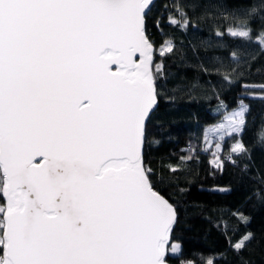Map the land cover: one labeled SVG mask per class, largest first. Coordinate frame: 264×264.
Returning <instances> with one entry per match:
<instances>
[{"label":"snow or ice","instance_id":"1","mask_svg":"<svg viewBox=\"0 0 264 264\" xmlns=\"http://www.w3.org/2000/svg\"><path fill=\"white\" fill-rule=\"evenodd\" d=\"M152 2L0 0V264H167L179 248L175 209L143 157L163 71ZM180 17L170 23L186 26ZM229 32L251 39L246 20ZM246 111L232 114L229 136ZM244 152L237 141L229 155Z\"/></svg>","mask_w":264,"mask_h":264},{"label":"trees","instance_id":"2","mask_svg":"<svg viewBox=\"0 0 264 264\" xmlns=\"http://www.w3.org/2000/svg\"><path fill=\"white\" fill-rule=\"evenodd\" d=\"M255 10V11H253ZM188 21L179 27L170 23ZM246 20L251 39L226 31ZM163 65L157 105L146 125L145 166L155 189L173 205L168 264H264V0H154L146 20ZM164 41L174 45L160 56ZM251 93H258L253 95ZM241 99L246 124L234 134L246 147L221 152V166L203 149V126L217 121ZM229 158L226 159L225 156ZM176 168V171H172ZM251 234L239 251L232 245Z\"/></svg>","mask_w":264,"mask_h":264},{"label":"rangeland","instance_id":"3","mask_svg":"<svg viewBox=\"0 0 264 264\" xmlns=\"http://www.w3.org/2000/svg\"><path fill=\"white\" fill-rule=\"evenodd\" d=\"M230 29H235V28H227L226 31L228 33ZM264 33V30L261 31L257 37V41L260 43L261 46H264V43H261V34ZM164 41L162 44H160L156 51L160 52L162 45L165 44ZM248 87H264V83H246L245 84ZM253 95H258V93H251ZM244 105L243 101L241 99L237 100V103L232 106L230 109H228L226 112H224V114L220 117V119H218L215 122L206 124L203 126V139H202V147L203 149H209L210 152V156H209V161L212 164V161L215 159L213 153H215L217 151V149L214 147L215 143L218 142L220 140L221 137H223V145L227 144L228 146V151H231V147L237 142L239 141V139L233 138V136H229L228 133V122L229 120L232 118V114L237 111L239 109V107ZM237 134V133H236ZM234 135V134H233Z\"/></svg>","mask_w":264,"mask_h":264},{"label":"built area","instance_id":"4","mask_svg":"<svg viewBox=\"0 0 264 264\" xmlns=\"http://www.w3.org/2000/svg\"><path fill=\"white\" fill-rule=\"evenodd\" d=\"M225 158H226V159H228V158H229V156H228V155H226V156H225Z\"/></svg>","mask_w":264,"mask_h":264},{"label":"water","instance_id":"5","mask_svg":"<svg viewBox=\"0 0 264 264\" xmlns=\"http://www.w3.org/2000/svg\"><path fill=\"white\" fill-rule=\"evenodd\" d=\"M154 1V0H153ZM166 199V198H165ZM170 203V202H169ZM167 262V261H166ZM168 264V263H167Z\"/></svg>","mask_w":264,"mask_h":264}]
</instances>
